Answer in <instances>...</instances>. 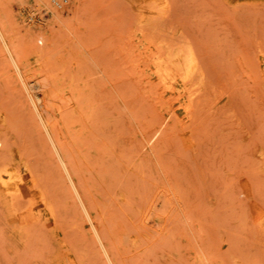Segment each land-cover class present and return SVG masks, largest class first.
I'll use <instances>...</instances> for the list:
<instances>
[{
  "label": "rangeland",
  "instance_id": "obj_1",
  "mask_svg": "<svg viewBox=\"0 0 264 264\" xmlns=\"http://www.w3.org/2000/svg\"><path fill=\"white\" fill-rule=\"evenodd\" d=\"M247 1L169 0L141 32L125 0H80V42L55 26L46 43L24 35L51 23L43 7L0 0L23 75L43 82L47 103L64 106L76 76L91 86L89 132L63 143L115 264H264V0ZM185 39L205 81L177 98L143 56ZM21 86L0 44V166L26 161L55 219L35 221L24 199L11 218L0 198V264H108Z\"/></svg>",
  "mask_w": 264,
  "mask_h": 264
},
{
  "label": "bare ground",
  "instance_id": "obj_2",
  "mask_svg": "<svg viewBox=\"0 0 264 264\" xmlns=\"http://www.w3.org/2000/svg\"><path fill=\"white\" fill-rule=\"evenodd\" d=\"M125 1L134 12L133 14H135V19L139 23V30L141 32L147 26L153 27L155 20L165 16L169 7V0ZM230 1H233L240 7L244 4L247 5L246 3L248 2L247 0ZM34 2L37 8L43 7L46 12L49 13L51 23L47 24L42 21L35 27L36 30L34 32L28 29L24 32V35L30 37L34 36L33 40H39L40 42L45 41L47 43L49 39L54 38L57 34L53 28L55 26H64L69 30L68 39L71 40V42L74 39L75 41L73 40V43L80 42L77 29L82 14L80 0H34ZM11 36L0 15L1 48L7 58L8 64L18 76L22 84L21 88L23 87L31 103V109L38 130L44 142L49 147L53 158L56 160V164L62 173L61 176L64 178V181L66 180L68 183L67 187L70 188V194L73 196L76 202L75 204H77L84 217L83 219L90 225L93 237L98 243V247H100L106 262L108 264H115L97 227L96 220L82 195L80 190L81 187L79 188L78 186V182L76 181L77 177L75 178L76 175H74V171L71 167L72 165L67 157L63 143L71 131L77 132V134L82 131L85 132V130L87 133L89 132V126L95 114L94 108L91 106V98L93 100L91 96V86L87 84V79L86 83H83V79L81 80V87H79V85L78 87L75 86L78 77L76 76V79L74 76L75 83L73 87L69 86L70 83L67 84L71 93L75 96L74 99L70 93V96H66L64 106L61 104L51 105L47 103L45 101L46 90L43 89V82L37 78L32 81H27L25 79L23 75L24 63L12 43ZM44 52L45 51L41 48H36L34 50V54L37 56H41ZM140 54H142V52ZM151 57V63L154 65L153 71L161 80L163 90L176 94V97L180 98L184 92L183 89H180V85H189L193 83V81L196 82V86L190 96L197 93L203 87L205 81L204 72L200 66L198 53L189 40L185 39L184 42L178 46L161 45L150 54L146 53L143 56L144 60ZM67 78H70V75ZM74 87L77 89L74 90ZM189 105L190 104H187L185 106L186 109ZM0 124L6 127L8 123L5 117H0ZM157 132L158 130L156 129L150 139H152ZM4 146L5 139L0 137V150L3 149ZM9 158L10 157H8L7 160L6 157V162L0 166V198L9 216L11 218L16 216L18 208L15 203L19 199H24L28 208L34 212L35 221L42 222V220H45L48 216L55 219L54 208L50 203L51 198H48L49 195H46L44 187H41V183L38 182L30 165L26 161H13L9 160ZM30 190L35 191V199L30 194ZM260 212L261 216L264 218V211L260 210ZM22 226H24V223Z\"/></svg>",
  "mask_w": 264,
  "mask_h": 264
}]
</instances>
